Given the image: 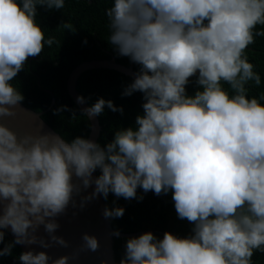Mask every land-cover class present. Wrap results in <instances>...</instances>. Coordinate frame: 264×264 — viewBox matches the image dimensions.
Listing matches in <instances>:
<instances>
[{"label": "clouds", "instance_id": "obj_1", "mask_svg": "<svg viewBox=\"0 0 264 264\" xmlns=\"http://www.w3.org/2000/svg\"><path fill=\"white\" fill-rule=\"evenodd\" d=\"M38 6L62 10L65 0H0V118L14 116L24 99L12 82L28 59L57 42L36 23ZM105 15L107 42L140 66L122 96L142 93L143 114L104 145L81 136H18L0 124V258L17 245L68 248L56 233L69 207L82 210L109 194L143 200L142 189L171 192L191 235L129 238L119 264H252L254 252H264V96L247 95L261 77L245 52L264 36V0H112ZM193 76L199 90L189 96ZM105 108L123 114L103 98L81 112L94 118ZM64 111L75 118L67 106L53 114ZM124 214L119 206L102 212L107 220ZM9 230L14 239L5 243ZM81 239L79 251L98 250L96 236ZM77 255L28 250L18 264H68Z\"/></svg>", "mask_w": 264, "mask_h": 264}, {"label": "trees", "instance_id": "obj_2", "mask_svg": "<svg viewBox=\"0 0 264 264\" xmlns=\"http://www.w3.org/2000/svg\"><path fill=\"white\" fill-rule=\"evenodd\" d=\"M111 4L112 0H65L62 10H47L38 6L36 23L44 30L46 39L55 37L57 42L51 47L45 45L40 56L29 58L24 70L12 82L24 97L21 104L35 113L45 112L41 119L57 135L69 141L77 136L87 138L90 131L88 120L75 107L66 91V82L73 69L84 62L113 58L115 63L124 67L131 66L136 74L139 72V65L130 62L127 57L118 56L107 42L110 31L105 9ZM65 23H70L71 29L61 27ZM261 29L262 26L258 25L256 31ZM245 55L254 65V71L261 77V85L256 87L250 84L247 95L249 98L260 99L264 96V36H256L255 42L248 47ZM195 80L196 76L191 77L186 86L189 96L199 90ZM131 82L128 77L109 70L85 72L76 82V92L85 98L88 107L103 98L113 101L116 107L123 108V114L105 108L103 114L97 117L100 126L97 142L101 145L113 139L115 130L135 128L137 115L143 114L142 93L137 92L130 97L122 96L124 88ZM223 87L231 92L227 84H223ZM260 102L264 104V99ZM62 106L75 110V118L73 119V114L69 111L53 114L55 109ZM96 175H99V171ZM137 196H143V200L117 199L113 194H109L107 200L103 199L105 207L119 206L125 209L122 218L108 220L114 232H151L159 239L163 238L165 232L179 238L191 235L193 225L177 217L171 192L157 196L151 191L145 194L142 189H137ZM127 239L129 238L113 239L115 264H119L124 256ZM9 241L11 239L6 235L5 243ZM20 253L16 246L12 256L0 258V264H18ZM252 264H264V252L255 251Z\"/></svg>", "mask_w": 264, "mask_h": 264}, {"label": "water", "instance_id": "obj_3", "mask_svg": "<svg viewBox=\"0 0 264 264\" xmlns=\"http://www.w3.org/2000/svg\"><path fill=\"white\" fill-rule=\"evenodd\" d=\"M92 70H109L117 72L125 77H128L132 81L135 78L136 73L131 66L124 67L115 63L113 58L109 60H95L84 62L78 65L69 74L66 82V91L70 97L72 103L81 112L82 109L87 108V104H79L77 97H80L76 92L75 86L78 78L85 72ZM53 105V100L51 101ZM15 115L11 117L0 118V124L8 127L15 132L18 136H24L26 134L40 135L42 133L56 134L42 119L41 116L45 113H35L34 111L26 108L21 103L14 109ZM82 113V112H81ZM88 120L90 131L88 134L89 139L97 142L100 133V126L97 117L89 118L87 114H83ZM57 135V134H56ZM94 176H97L96 173ZM93 189L89 188L83 195H88ZM79 201V198H77ZM105 208L103 198L99 197L90 201L82 210L69 207L67 214L57 218V222L60 224V228L56 235L63 237L68 243L69 247L64 248L59 245L53 246L50 249H42L37 246L25 247L17 245L21 252L28 250L46 251L47 254L53 259L61 256L72 257L73 254L78 253L75 259L70 258L68 264H115L113 253V239L114 238H130L137 235H141L147 232H138L136 234H120L119 237L112 235L114 231L110 227L109 221L105 219L102 212ZM73 213H76L73 215ZM88 233L94 235L99 241V248L97 251H79L83 241L82 235ZM39 234L46 236L43 228L40 229ZM7 237L11 240L14 239L11 231L7 232Z\"/></svg>", "mask_w": 264, "mask_h": 264}]
</instances>
